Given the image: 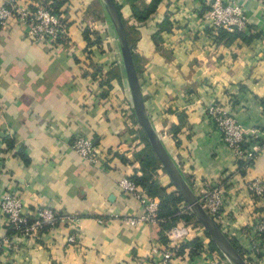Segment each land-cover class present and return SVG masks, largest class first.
<instances>
[{"label": "crops", "instance_id": "crops-1", "mask_svg": "<svg viewBox=\"0 0 264 264\" xmlns=\"http://www.w3.org/2000/svg\"><path fill=\"white\" fill-rule=\"evenodd\" d=\"M59 1L0 5L35 10ZM63 1L58 11L65 36L57 43L31 41L16 17L0 25V198L20 196L28 215L48 206L78 220L29 237L13 234L11 247L0 250V264H161L163 248L177 264H225L215 251L192 255L189 247L180 248L195 235L170 247L167 237L160 240L158 223H128L144 207L118 186L119 177L140 167V145L115 105L119 85L113 80L118 75L121 82V72L114 75L109 51L84 38L92 0ZM211 1L163 0L158 21L152 15L141 23L146 26L136 51L147 58L141 93L154 129L194 193L221 187L220 228L249 264H264V0H222L241 5L243 31L254 36L229 44L205 20ZM166 12L170 30L161 32L157 47L152 34ZM214 104L248 132L256 130L260 149L249 166H242L208 114ZM78 135L96 143L100 161L75 155L70 143ZM252 183L262 192L251 190ZM7 225L0 210L1 239ZM72 234L74 242L68 241Z\"/></svg>", "mask_w": 264, "mask_h": 264}, {"label": "built area", "instance_id": "built-area-1", "mask_svg": "<svg viewBox=\"0 0 264 264\" xmlns=\"http://www.w3.org/2000/svg\"><path fill=\"white\" fill-rule=\"evenodd\" d=\"M12 17L19 20L24 27L26 36L33 42L57 43L65 36V24L61 15L54 13L49 8L39 7L32 10L14 4H1L0 25H6ZM205 20L213 28H223L228 31L246 27V17L243 14L241 5L236 1L225 3L222 0H212L205 14ZM207 111L216 122L224 142L236 152L238 158L247 161L246 167L249 166V162L256 157L260 149V142L256 140V130L248 132L233 116L227 114L218 105L209 106ZM1 113L2 104L0 100V115ZM70 147L75 155L88 163L95 164L102 159V153L96 143L85 135L76 136L70 143ZM118 186L125 193L139 199L144 207L142 215L127 218L130 225L136 226L141 222L158 223L161 221L156 213L158 209L157 198L147 195L139 185L127 176L119 177ZM249 188L256 193L262 192V188L255 183H252ZM223 198V190L221 187L215 186L199 196L198 199L206 212L219 222L221 220L220 208L223 205ZM22 209L23 204L20 196L10 193L1 196V212L8 223L16 230V234L25 237L36 235L45 225L52 229L56 227L57 223H66V225L71 226L78 220V216L75 214H58L57 211L48 206L37 207L32 215L23 213ZM101 221L100 219L99 222ZM165 234L170 247L175 244L174 242L188 238L190 235L188 227L179 226L178 224L167 230ZM68 241L74 242L75 236L70 235ZM5 247H11V238L8 236L0 238V249ZM153 251L156 252V249H153ZM158 253L161 257V264H177L172 262L173 254L170 249L163 248V250H158Z\"/></svg>", "mask_w": 264, "mask_h": 264}, {"label": "rangeland", "instance_id": "rangeland-1", "mask_svg": "<svg viewBox=\"0 0 264 264\" xmlns=\"http://www.w3.org/2000/svg\"><path fill=\"white\" fill-rule=\"evenodd\" d=\"M115 3L121 5L122 7V22L124 24L125 30L126 27L128 29V33L130 35V40H131V45L129 44L130 48L133 50L134 53L137 54L138 56V62H139V68H140V73L138 76L139 78L142 77V72L144 70V64L147 60V58L142 57L139 55V53L136 51L137 47V42L140 38H142V33H144L143 27L146 26L144 24H141L137 22L134 18L133 15L131 14L130 6L127 3L128 7H126L124 0H114ZM144 2H148L149 0H141ZM127 2V1H126ZM210 7V5H209ZM209 9V8H208ZM169 13V12H168ZM166 14V13H165ZM86 18H91V22H84L85 26H83V29H87L88 35L90 38L94 39L97 36L100 38V44L102 46V51L106 52L109 51L111 54V59H113L112 62V69L114 70V75L117 74V69H120L121 72V82L119 81L118 75L116 76L117 79L113 80L114 82L117 81L119 85V89L117 90V94L115 93V90H113V94L115 98L118 100V103H116L117 110L122 114L123 118L127 121L128 125L130 126V130L134 133L133 138L136 141L137 145H140V150L144 148V146H147L149 144L147 136L143 130V128L140 126L138 123L134 110H133V104L129 92V86L126 78V73L122 61V56H121V51L119 48L118 40H117V35L115 32V29L109 19V16L107 15L105 9L103 8L101 2L99 0H92L90 4H88L86 8ZM170 16V15H169ZM153 17H156L158 21V9L157 11L153 14ZM148 23V22H147ZM150 23V22H149ZM153 27L154 24H150ZM129 43V42H128ZM99 46V45H98ZM109 54V55H110ZM140 83V82H139ZM111 87L109 86V89ZM150 146V145H149ZM157 158V157H156ZM148 171L151 173L153 178L156 181H159V183L163 186H166L168 188V192L171 191H177L172 184L169 176L161 166L160 161L157 160L152 162L150 166L148 167ZM172 184V185H170ZM199 198V197H198ZM187 209L188 206L186 205L185 202H181L178 206V212L179 214L185 215L187 214ZM188 220L184 221H179L177 224L179 226H186L189 229V236H194L195 237H200V240L202 242V247L197 246L195 252L196 253H201L202 251H205L206 253H210L215 251V255L224 260L225 264H232L224 255L223 253L218 249L216 245L212 246L210 244L211 238L208 237L204 233V228L202 224L197 220V218L193 215L191 216L190 213H188ZM187 214V215H188ZM176 224V225H177ZM201 247V250L200 248ZM205 248V249H204ZM204 249V250H203ZM246 260V258L244 257ZM248 263V260H246ZM249 264V263H248Z\"/></svg>", "mask_w": 264, "mask_h": 264}, {"label": "trees", "instance_id": "trees-1", "mask_svg": "<svg viewBox=\"0 0 264 264\" xmlns=\"http://www.w3.org/2000/svg\"><path fill=\"white\" fill-rule=\"evenodd\" d=\"M127 3L130 6L131 14L133 15V18L139 22L143 23L148 18H150L158 9L159 5L162 3L163 0H149L147 3L141 0H126ZM169 1V0H167ZM64 2L63 0H60L57 2V5H49L46 8L51 9L54 13L59 14L58 7L59 4H62ZM117 9L119 11V14L122 17L121 13V5L117 4ZM169 31L170 30V21H169V13L166 12L163 16V20L161 23L157 26V30L152 34V40L154 44L158 47V39L160 38V34L162 31ZM219 30V36L217 38L219 39H226V43H231L236 39H241L243 41L249 42L254 36L247 35L244 33L243 29H234L232 31H228L223 28H218ZM84 38L86 39L89 46L93 44H98L100 42L99 36L96 35L94 39L90 38L87 32V29H84L83 31ZM126 35L129 44L131 45L130 35L128 33V29L126 27ZM159 37V38H158ZM256 37V36H255ZM132 59L136 68V72L139 75L140 68H139V62H138V56L136 53L133 52L131 49ZM264 141V139H263ZM8 147H11L12 144H7ZM135 156L139 160L140 167L137 171H135L129 178L134 181L137 185H139L147 195L157 198L158 199V209H157V217L161 220L158 222L160 226V240L166 242V236L164 232L169 230L171 227L176 225L179 221H186L188 220V216L190 213L193 217V214L189 209H187V214L181 216L178 212V206L181 202H184L183 198L180 196V194L177 191H171L168 192V188L166 186H163L159 183V181H156L151 173L148 171V167L150 164L157 160L156 155L152 148L147 144V146H144L141 150L135 153ZM243 164L242 166H245L247 161L242 160ZM250 163V162H249ZM172 185V184H170ZM58 214L65 215V213ZM214 221L217 223V225L220 227L219 222L213 218ZM59 225H66V223H57L55 226ZM50 227L48 225H45L42 229H40L38 232L49 230ZM204 233L209 237L208 233L204 230ZM13 234H16V230L12 227L11 224L8 223L7 225V236L11 237ZM230 242L234 246V248L237 250V252L244 257V253L241 250V247L237 244L235 239L229 238ZM210 244L214 246V242L211 240ZM202 247V242L200 240V237H195L190 240L185 241L181 244L180 248L183 247H189V253L190 254H196L195 250L197 246ZM201 247L200 250H201ZM2 249V248H1ZM0 249V250H1ZM249 262V259H248Z\"/></svg>", "mask_w": 264, "mask_h": 264}, {"label": "water", "instance_id": "water-1", "mask_svg": "<svg viewBox=\"0 0 264 264\" xmlns=\"http://www.w3.org/2000/svg\"><path fill=\"white\" fill-rule=\"evenodd\" d=\"M99 1L105 9L115 29L129 86L134 114L138 123L143 128L147 136L150 147L154 151L156 157L161 163V166L169 176L172 184L174 185L180 196L183 198L191 213L202 224L204 230L208 233L211 240L223 253V255L232 264H248L244 257H242L237 252V250L230 242L229 238L217 225L214 219L202 207L201 203L199 202L198 196L194 193V191L180 172L177 164L174 162V160L164 147L147 113L136 68L132 59L131 48L128 43L126 30L122 22V17L117 9L116 3L114 0Z\"/></svg>", "mask_w": 264, "mask_h": 264}]
</instances>
